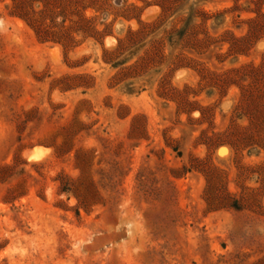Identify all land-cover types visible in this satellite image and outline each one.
I'll list each match as a JSON object with an SVG mask.
<instances>
[{
  "label": "rangeland",
  "instance_id": "obj_1",
  "mask_svg": "<svg viewBox=\"0 0 264 264\" xmlns=\"http://www.w3.org/2000/svg\"><path fill=\"white\" fill-rule=\"evenodd\" d=\"M92 2L0 0V264H264V0Z\"/></svg>",
  "mask_w": 264,
  "mask_h": 264
},
{
  "label": "trees",
  "instance_id": "obj_2",
  "mask_svg": "<svg viewBox=\"0 0 264 264\" xmlns=\"http://www.w3.org/2000/svg\"><path fill=\"white\" fill-rule=\"evenodd\" d=\"M84 0H10V13L11 15L20 18L27 26H29L35 37L39 42H53L60 44L63 48L72 47L71 43L73 41V36L69 31L70 27L64 26L61 24L65 19L72 21L75 16L79 22L84 20L83 26L86 28H92L94 34H98L99 31L93 27V25L87 23L88 19L83 15H80V10H84L87 7H90L94 2V0H87L88 4L84 5ZM60 16L62 21L60 25L55 23V18ZM48 20V22H47ZM75 22V21H74ZM82 29V30H81ZM85 28H76L75 32L85 31ZM131 34H135V31H130ZM94 36V35H93ZM123 39H118V44H121ZM232 146L233 144L229 142ZM62 149V144L54 145L53 150L58 153ZM71 148H68L66 151H69ZM80 150H76L75 158L78 159ZM88 159V158H87ZM86 160V163L88 160ZM80 183H77L76 187L80 186ZM62 190L68 191L72 189L71 184H68V181L62 183ZM86 188V189H85ZM85 195L83 196V200L81 199V203L83 205H88L92 202V199L96 195V190L91 185V182H87ZM229 197V196H227ZM238 200H233L229 206L239 210L241 208L240 204L237 202Z\"/></svg>",
  "mask_w": 264,
  "mask_h": 264
},
{
  "label": "bare ground",
  "instance_id": "obj_3",
  "mask_svg": "<svg viewBox=\"0 0 264 264\" xmlns=\"http://www.w3.org/2000/svg\"><path fill=\"white\" fill-rule=\"evenodd\" d=\"M221 152V151H220ZM42 153L38 151H32L29 157L31 158H38Z\"/></svg>",
  "mask_w": 264,
  "mask_h": 264
}]
</instances>
